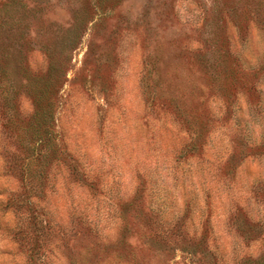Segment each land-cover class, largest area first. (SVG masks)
<instances>
[{
    "label": "rangeland",
    "instance_id": "rangeland-1",
    "mask_svg": "<svg viewBox=\"0 0 264 264\" xmlns=\"http://www.w3.org/2000/svg\"><path fill=\"white\" fill-rule=\"evenodd\" d=\"M0 264H264V0H0Z\"/></svg>",
    "mask_w": 264,
    "mask_h": 264
}]
</instances>
